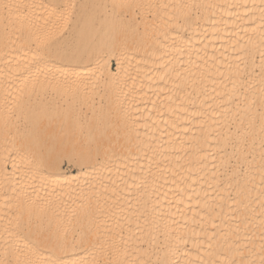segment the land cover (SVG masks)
Here are the masks:
<instances>
[{"label":"bare ground","instance_id":"6f19581e","mask_svg":"<svg viewBox=\"0 0 264 264\" xmlns=\"http://www.w3.org/2000/svg\"><path fill=\"white\" fill-rule=\"evenodd\" d=\"M233 3L238 6L229 7ZM188 4L199 7H183ZM262 9L264 0H0V264H182L184 256L172 254L185 230L179 225L187 219L199 230L192 221L200 217L177 212L178 189L192 195V208L201 214L206 203L214 211L222 206L224 215L231 206L246 218L244 257L261 264ZM68 14L73 20L64 25ZM165 31L191 36V57L165 58L180 68L189 67V59L202 65L197 55L205 52L220 59L216 50L237 39L233 33L250 37L257 61L253 66L249 59L251 75L237 86L242 105L234 102L228 112L217 106L216 92L227 89L215 61L206 81L196 75L177 81L179 88L171 78L165 84L151 54L171 45ZM152 101L164 106V115L153 112L151 127H144ZM133 117H141L134 130ZM89 148L114 161L103 172L107 191L86 165L73 160L78 172L71 176L59 163L52 166L54 157ZM57 237H66V249L49 243ZM180 247L191 254V242Z\"/></svg>","mask_w":264,"mask_h":264},{"label":"snow or ice","instance_id":"6c2138e0","mask_svg":"<svg viewBox=\"0 0 264 264\" xmlns=\"http://www.w3.org/2000/svg\"><path fill=\"white\" fill-rule=\"evenodd\" d=\"M237 4H230L229 7H237ZM69 7H75V5H69ZM186 8H195L199 7L196 4H188L184 5ZM207 7L213 8L216 7L215 4H209ZM264 12V9H262ZM189 23L188 17H185V25ZM178 27L183 28L186 32L188 29L184 27V25H179ZM261 47L264 49V16L261 17ZM216 31H220L217 29ZM246 33L248 31L247 28L243 29ZM255 31V29H252ZM162 35L165 39H171V45L165 44L163 45V50L159 52H152L151 54L156 57V60L159 61L158 67L162 69V73L160 75V79L164 81L165 84L169 82V78H171L174 88H179L180 84L177 81L185 78V76H196L199 75L201 81H206L213 73L210 69L213 67L209 61H215L217 65L222 67L216 68V75H219L224 78L220 83L222 86L227 89V91H217L216 96L220 97L218 107L222 112L230 111V105L234 102H238L240 99V93L238 92V85L243 84L242 77L245 75L244 69L247 68L249 59H251V63L255 66V58L252 55L250 49V40L249 37L247 40L244 36H240L238 33H233V35L237 36V39L227 41L223 47V51H218L220 59H217L215 54L209 56L207 52L204 53V56L197 55V60H203V64L196 63L189 59L187 62L190 66L180 68L178 67L179 61H177V65L173 64L172 59H165L166 57L175 56L177 53H187L189 57H191L190 45L188 41L191 39L189 36L185 39L181 32L178 31L176 35L170 36L168 32H162ZM174 46V47H173ZM207 45H205V48ZM198 52L200 50H197ZM229 53L232 55L230 56ZM132 57H129V61H131ZM231 61H236V63H232ZM243 66V67H242ZM261 76L264 78V50L260 53V65ZM200 69L197 73L193 71V69ZM99 71V69H97ZM227 81V83H225ZM231 84V88H228V84ZM163 90V89H161ZM170 89L169 91H171ZM215 91V90H214ZM171 99V97H169ZM215 99V97H213ZM147 103V101H145ZM152 108L148 110V115L143 117L146 123L143 125L144 127H151L147 123L148 120H152V113L155 112L159 117H163L164 106L161 105L159 108L157 107L156 101H152ZM211 106V105H210ZM238 106V104H237ZM172 112L169 110V115ZM141 119V117H133L132 118V127L133 130L135 128V121ZM179 119V117H177ZM190 122V121H189ZM153 123L155 121L153 120ZM164 123L169 127H178L175 121L169 122L165 120ZM201 128L203 127V121L200 122ZM189 129H185L188 131ZM138 136L139 133L137 132ZM155 139V137H152ZM179 151L180 149H175ZM62 157H54L52 160V166L55 167L56 164L59 163V160ZM75 163L86 165L91 169L89 176L91 179L101 185L104 191H107V185L104 184V176L103 172L105 169L111 170V166L114 164V161L110 160L108 157L101 158L100 149L97 148L95 152L91 148L81 151L78 154H74L71 157ZM165 159H168L165 157ZM151 163V160H150ZM156 165L159 172H164V167H161V162L156 161ZM244 172L242 166H238L236 171L237 175H242ZM264 172V169H262ZM261 180L264 181V174L261 176ZM113 183L115 181L113 180ZM179 199L177 201V212L186 213L187 211H192L193 216H199V220H193L192 223L199 225V230L195 227L188 226V220L185 219L184 224L179 225L181 228L185 229L183 232H179L175 237V242L172 245V254H181L184 256V260L182 264H253V261L248 260L244 257V250L241 247V240L247 239L248 237L245 235L244 237L240 236V232L242 226H247V219L237 216L234 213L237 211L236 209L229 206L228 215L223 214V207L221 206V211H214L209 208L205 203L204 212H197L192 208L190 201L192 200L191 194H186L183 189H178ZM187 196V201L183 199L184 196ZM260 206L261 209L264 210V192L260 194ZM115 203V201H113ZM197 203H200L197 201ZM185 205L184 208H180L179 205ZM264 215V211L261 213ZM221 221L220 224L217 221ZM236 221L234 225H229L227 221ZM179 224V222H176ZM223 225L224 228L230 229L229 231H217V229L221 228ZM118 226H120L118 224ZM211 229V231H209ZM261 232H262V241H264V220L261 221ZM189 242L192 244L191 254L189 250L185 248H181L180 245H187ZM49 243L53 244L55 247L66 249L68 247V241L66 237H57L55 240H49ZM84 241H81V245ZM27 247V245L25 246ZM73 249H75V242L72 243ZM246 247V246H245ZM262 250H264V242L261 245ZM239 256V259H237ZM19 264V262H17ZM45 264H62L59 260L49 259L45 262ZM78 264H87L86 261L78 262ZM138 264H151L150 261H139ZM168 264H179L177 260H172L168 262ZM261 264H264V259L261 260Z\"/></svg>","mask_w":264,"mask_h":264},{"label":"rangeland","instance_id":"374dc122","mask_svg":"<svg viewBox=\"0 0 264 264\" xmlns=\"http://www.w3.org/2000/svg\"><path fill=\"white\" fill-rule=\"evenodd\" d=\"M113 7H110L109 9H112ZM108 9V10H109ZM73 15H71V14H68V15H66V17H64V25H67V24H70L71 23V21L73 20V17H72ZM256 59V58H255ZM255 61H257V60H255ZM111 67H112V69L114 70L115 69V65H114V62L112 61L111 62ZM248 67H249V65H248ZM248 67H247V69L245 70V75L242 77L244 80H247L248 78H249V76L251 75V72H249L248 71ZM249 69H250V67H249ZM253 71H254V73L255 74H253V78H256V75L258 74V72L255 70V69H253ZM255 76V77H254ZM88 78V77H87ZM86 78V79H87ZM247 78V79H246ZM244 82H246V81H244ZM240 102L241 103H239V101L238 102H236L238 105H242V101L240 100ZM59 141H63V139H59ZM60 157H62L60 160H59V164H60V166L62 167V169H63V171H64V173H65V175L66 176H71V175H74V174H77V172H78V169H77V165L73 162V159L71 158L72 157V155H68V154H61L60 155ZM50 178V176L49 175H46L45 176V178ZM42 179H44V177L42 178ZM79 182V181H78ZM80 183H81V181H80ZM80 183H77V181L75 182V185L76 186H78V184H80ZM74 185V186H75Z\"/></svg>","mask_w":264,"mask_h":264}]
</instances>
